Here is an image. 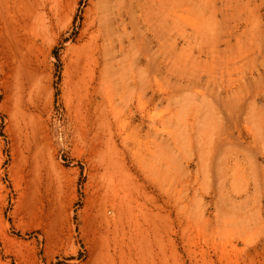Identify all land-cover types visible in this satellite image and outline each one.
<instances>
[{
  "label": "rangeland",
  "instance_id": "374dc122",
  "mask_svg": "<svg viewBox=\"0 0 264 264\" xmlns=\"http://www.w3.org/2000/svg\"><path fill=\"white\" fill-rule=\"evenodd\" d=\"M19 2L0 7V264H121V196L141 224L124 264H264V0Z\"/></svg>",
  "mask_w": 264,
  "mask_h": 264
},
{
  "label": "bare ground",
  "instance_id": "6f19581e",
  "mask_svg": "<svg viewBox=\"0 0 264 264\" xmlns=\"http://www.w3.org/2000/svg\"><path fill=\"white\" fill-rule=\"evenodd\" d=\"M21 0H0V7H5L4 9H6L5 11V14L6 16L12 14L13 12H15L14 10L15 9H20L21 8V2H19ZM42 1V0H41ZM55 1V0H54ZM41 3V2H40ZM54 4V3H53ZM25 5V4H24ZM1 8V9H2ZM24 8V7H23ZM0 9V11H1ZM2 13V11L0 12ZM4 13V12H3ZM21 13V12H20ZM3 15V14H1ZM16 16V15H15ZM2 17L0 16V19ZM6 18V17H5ZM11 18V17H10ZM5 23V22H4ZM5 58V57H4ZM88 58V57H87ZM4 60V59H3ZM6 61V60H5ZM4 62V61H3ZM7 63V62H6ZM1 64H2V61H1ZM0 64V65H1ZM3 65V64H2ZM6 65L7 67V64H4ZM3 65V67H4ZM4 69V68H2ZM8 71V70H7ZM2 72V70L0 71ZM4 72V70H3ZM2 75L5 74V73H1ZM11 74V73H10ZM8 75V74H7ZM5 75V76H7ZM18 76V75H17ZM5 78V77H4ZM16 86L19 90V94L20 96L22 97L23 93L25 92V87H26V83L24 81H17L16 82ZM89 89V88H88ZM15 90V89H14ZM28 96V95H27ZM99 103V102H98ZM104 104V103H103ZM104 107V106H103ZM80 108V107H79ZM82 108V107H81ZM106 108V107H104ZM105 110V109H104ZM21 112V116H22V119L25 121V118L26 116H28V113L26 111H23L22 109L20 110ZM81 112V111H80ZM105 112V111H104ZM82 115V114H81ZM30 116V115H29ZM31 118V117H30ZM103 119H104V123H103ZM80 120V119H79ZM31 123V121H30ZM108 125L107 121L105 122V118H104V115L102 112H100L98 110V107H94V103H92L91 99H89V103L87 105V108L85 109V111L83 112V115H82V123H81V127L83 129V133L84 135H91L90 136V139L91 140H99L100 139V136L102 134V132L104 131V127H106ZM31 126H33V124L31 123ZM103 127V128H102ZM33 128V127H32ZM31 128V130H33ZM112 131V130H111ZM110 133V132H108ZM32 137V136H31ZM34 138V137H33ZM109 138V137H108ZM101 140V139H100ZM107 147V146H106ZM113 147V146H112ZM35 148V147H34ZM109 148V146H108ZM107 148V149H108ZM38 149V148H37ZM36 150V149H34ZM109 150V149H108ZM109 152V155H110V151ZM102 154V153H101ZM144 190V188H143ZM107 191V190H105ZM104 192V191H103ZM144 193V192H143ZM96 195V194H95ZM99 198V196H97ZM104 197V196H103ZM147 197V196H146ZM123 196L120 197V199L118 198V200H114L113 202H115L114 204L112 205H109L110 209L112 210V212L114 213V216L112 217L113 219V223L112 224L113 226L110 225V221L107 219V215H105L106 213V206H102L103 209L100 211V214L103 215L104 219L106 218V227L105 229L106 230V235L104 233V235L106 236V240H109L112 239L114 242V248L115 250H117L118 252V255L119 256V259L120 260V263L121 264H124L125 261H126V258H127V255H130L131 254V251L128 248H130V245H133L135 242H134V239L135 238H138L137 236L135 238H133V233H132V230H140L141 232V224L138 222V218H137V215L133 214L134 212L132 211V207L129 205V203H123ZM91 201V200H90ZM102 201V199H101ZM95 202V201H94ZM106 202V201H105ZM97 203V202H96ZM104 203V202H103ZM100 204V203H99ZM105 204V203H104ZM98 205V204H97ZM96 207V206H95ZM99 208V207H98ZM97 208V209H98ZM145 208V207H144ZM153 211V210H152ZM111 212V213H112ZM150 212V210H146V211H143V214L146 216H148V213ZM110 213V212H109ZM98 214V212H97ZM97 216V215H96ZM153 216V215H152ZM133 218V219H132ZM152 218V217H150ZM153 219V218H152ZM101 223V222H99ZM103 223L105 224V222L103 221ZM154 225V224H153ZM157 226V225H156ZM102 227V226H101ZM112 227V228H111ZM155 227V226H154ZM145 228V227H144ZM156 228V227H155ZM104 229V228H103ZM154 229V228H153ZM146 230V229H145ZM155 230V229H154ZM153 230V231H154ZM149 233V232H148ZM154 233V232H152ZM102 234V233H101ZM112 234V236H110ZM127 234H129V237L127 238ZM151 235V234H150ZM144 236L145 235H141V238L142 240L144 239ZM146 237V236H145ZM149 237V236H148ZM154 237V235H153ZM152 238V237H151ZM126 239H128V242L126 241ZM130 239V240H129ZM155 239V238H154ZM144 240H147L144 239ZM143 240V241H144ZM148 243H150V238L148 239ZM130 242V243H129ZM147 242V241H146ZM141 243V241H140ZM145 244V243H144ZM152 244V243H151ZM150 244H148L149 246ZM146 246V244H145ZM138 251V250H137ZM142 251V250H141ZM146 251V250H145ZM144 252V251H143ZM148 252V251H147ZM150 253V251H149ZM146 254V253H144ZM141 256V255H140ZM139 257V256H138ZM144 257V256H143ZM147 257V256H146ZM153 257V256H152ZM141 258V257H140ZM151 258V257H150ZM148 259V258H147ZM112 260V259H111ZM115 259L113 258V261ZM139 260V259H138ZM142 262H143V259L141 258ZM113 261H111L112 264ZM146 260H144L145 262ZM150 261V259H149ZM104 262V261H103ZM133 262V261H132ZM135 262V261H134ZM110 263V261H109ZM147 264V263H146Z\"/></svg>",
  "mask_w": 264,
  "mask_h": 264
}]
</instances>
